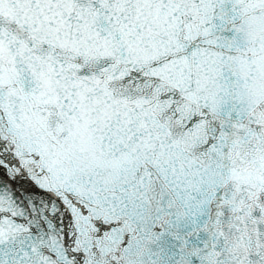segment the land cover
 I'll return each mask as SVG.
<instances>
[{"label":"snow or ice","instance_id":"obj_1","mask_svg":"<svg viewBox=\"0 0 264 264\" xmlns=\"http://www.w3.org/2000/svg\"><path fill=\"white\" fill-rule=\"evenodd\" d=\"M0 264H264V0H0Z\"/></svg>","mask_w":264,"mask_h":264}]
</instances>
